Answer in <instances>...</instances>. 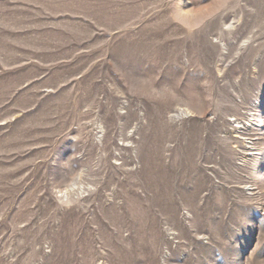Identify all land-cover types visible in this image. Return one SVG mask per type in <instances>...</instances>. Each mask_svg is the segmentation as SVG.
<instances>
[{
    "label": "rangeland",
    "instance_id": "obj_1",
    "mask_svg": "<svg viewBox=\"0 0 264 264\" xmlns=\"http://www.w3.org/2000/svg\"><path fill=\"white\" fill-rule=\"evenodd\" d=\"M0 264H264V0H0Z\"/></svg>",
    "mask_w": 264,
    "mask_h": 264
}]
</instances>
